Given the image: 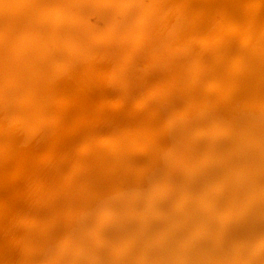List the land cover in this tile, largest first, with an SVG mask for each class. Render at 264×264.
Masks as SVG:
<instances>
[{"label": "bare ground", "instance_id": "1", "mask_svg": "<svg viewBox=\"0 0 264 264\" xmlns=\"http://www.w3.org/2000/svg\"><path fill=\"white\" fill-rule=\"evenodd\" d=\"M4 1V5H0V28L8 26L9 29L0 36V119L4 118L3 114L6 118L15 115L21 117L14 120L16 126L11 128L16 134L11 138L9 145L15 144L14 147L6 148L5 154L0 156V242H13V246L18 248L1 251L0 264H50L51 259L58 257L68 261L72 251L70 261L74 264H263L264 134L260 131L264 132V45L259 47L261 51L257 59L245 57L247 52L257 48L255 46L262 37L253 39V43L248 47L240 46L239 49V44L235 45L234 40L218 41L217 47L225 62L213 69H205L204 66V71L194 69L201 86L207 84L205 82L210 74L226 70L233 58H238L242 63L246 61L249 65L255 63L248 78L242 75L244 77H240L241 80L236 82V86L232 83L227 95L223 94L225 89L220 94L225 101L223 109L232 108L237 104V110L231 109L234 124L229 127L219 126L225 124V119L210 114L214 117V123L210 125L215 127L212 126L208 140L198 139L195 143L192 133H188L190 126L186 120L176 122L171 119L172 123L169 121L164 131H168L172 137L168 139L164 131H151L150 133L157 135L153 146V150L157 151L156 156L148 162L136 163V167H143L136 173L130 172L129 165L132 160L125 162L127 151L123 148L105 152L92 142L86 145L85 157L75 156L77 140L73 135L80 131L79 128L86 123L94 124L98 118H101L102 124H111L110 122L119 120L120 115L117 114V109L109 107L105 110L108 114L104 111L96 112L91 108L92 104L89 102L92 103L101 96L95 86L89 85L90 90L77 88L76 77L83 74L86 75L85 81H94L95 76L92 77V70L89 71L92 67L86 71L85 67L80 65V68L74 67L75 71H71L67 65L51 63L57 62L58 57L53 56V59L46 53L49 51L48 45H43L48 48L43 50L41 43L40 47H37V43H23L22 39L26 38L23 37L24 29L28 24H33L36 16L40 15L43 0ZM222 1L205 2V7L212 13L204 21V25L211 26L219 20L230 22L229 19H235L234 13L229 12L230 5L222 6ZM69 2L71 3V0ZM176 2L177 0H154L142 9V12L154 11L157 14H151L149 24L160 29H174L175 32L178 29L184 33L188 23L185 22L186 10L174 9ZM95 4L97 6L91 4L90 8L89 4L88 7L101 12L104 4ZM71 7L74 6H63V10L68 11ZM117 7V17L121 18L123 13ZM19 12L20 15L16 14ZM262 12L258 14V18L252 17L256 21L251 18V14H244L246 19L243 18L242 25L245 27L249 25L250 20L255 21V24L251 25L252 38H256L254 36L257 32L253 31L255 27L264 22ZM93 14L97 15L96 12ZM252 14L256 15V12ZM214 16L217 19H213ZM234 19H231L232 22ZM228 29L225 31L229 32ZM65 33L62 35L63 39H67L68 34L71 38L75 35L71 32ZM29 47L39 55L31 53ZM40 51H44V54ZM40 56L44 61L40 62ZM173 59V55L168 53L162 59L163 65L174 69L178 58L176 61ZM35 61L41 64L39 84L32 87V91L25 98L20 99L29 90L24 86L19 87L22 79L28 75L22 67ZM192 63H180V67L183 66L185 71L190 73V70H193ZM61 67L64 69L57 75V70ZM12 86L19 92L17 97L14 95L17 90L10 89ZM49 91L54 94L53 97L49 95ZM166 91L175 95L181 89ZM69 96L77 102V110L67 108L66 101ZM53 98L61 100L54 103ZM251 98H254L252 104ZM17 99L20 101L18 108H15L12 103ZM115 107L118 108L116 105ZM152 107L153 105L150 107L151 111L154 109ZM187 108L194 110L189 106L179 105L174 111H184ZM223 111L230 113L229 110ZM173 113L169 112L166 119L162 120H167ZM74 117L80 119V123L73 124L72 131H68ZM43 123L52 124L56 130L52 133L47 129L46 137L44 139L43 136L44 141H41L38 128H30L33 125L41 126ZM156 123L151 126L153 130L157 127ZM23 131H32L25 137L27 148L24 144L18 146L17 142L18 134ZM184 131H187V134ZM202 131L199 129L198 134H202ZM46 140H49L48 145H44ZM20 147L23 154L20 153L22 156L17 159L15 152ZM173 148L181 151L172 152ZM37 149H40L43 155L47 153V158H42L39 163L36 157L40 151H36ZM203 149L206 151H201ZM36 153L38 155L35 157ZM184 153L189 155L188 163L180 165L181 170H172V164L175 165L177 158ZM65 157L71 161L64 160ZM49 158L52 159L50 162ZM75 158L77 162L74 161ZM157 158L169 162L165 169L158 164ZM202 162L204 165H201ZM190 164L193 165L192 173H188ZM161 172H166L164 176L169 181L164 184L189 193L177 202H182L183 215L180 218L183 223H187L192 217L193 220L188 224L179 225V217L170 212L165 215L170 205L167 198L169 192L159 189L160 180L157 175ZM11 174L12 188L1 189ZM70 181L73 182L72 190L79 195L78 198H73L68 193L69 190H66ZM134 181H138L137 184H134ZM217 190L226 192L217 195ZM190 198L192 199L189 201ZM150 202L156 205H149ZM158 202L160 203L157 205ZM40 203H44L46 208L43 205L42 209H38ZM157 207L159 208L156 209ZM16 212L19 213L15 215ZM157 213L164 216L157 217ZM50 217L59 218L48 222ZM20 229L22 231L16 233ZM62 237L64 239L59 244L58 257L53 256L54 252L49 249L53 246L52 240L56 241ZM128 239H132L134 244L126 245ZM16 241L19 245L14 243ZM42 252L48 254L43 255ZM95 254L99 258H95ZM116 255H119L120 259L110 263V257L114 259Z\"/></svg>", "mask_w": 264, "mask_h": 264}, {"label": "rangeland", "instance_id": "2", "mask_svg": "<svg viewBox=\"0 0 264 264\" xmlns=\"http://www.w3.org/2000/svg\"><path fill=\"white\" fill-rule=\"evenodd\" d=\"M153 1L154 0H84L83 2V0H71L70 3L69 0H67V2L66 0H43L40 5V15L36 16L33 24H28L24 29L25 31L23 33V37H26L27 40L26 38H23V43L25 45H28V43H37V47H40L39 43H41L42 46L48 45L49 51L46 53H49V56L52 58L53 56L54 58L58 57L56 60L57 62L51 63L55 65H67L71 71H75L73 69L74 67L80 68V65H83V67L86 68H84L86 71L88 68L92 67L89 69V71L92 70V77L95 76L94 81H91L90 79L89 81H85L86 75L83 74L82 76L76 77L78 82L76 83L77 88H87V90H90V86H95V88L101 92V96L92 101V103L91 101L89 102V104H92L91 108L96 112H105V110L109 107L112 109H117V114L119 113L120 115V119L110 122L111 124H102L101 118H98L94 124L86 123L82 128H79L78 130L80 131L73 135L77 140V144L75 146L76 149L74 151L76 157H78V155L84 156L86 145H90L92 142L95 143V146L104 149L105 152L111 149L115 150L116 148H123L127 151V156L124 157L125 162L128 159H130V161L132 160V162H130L131 164L129 165L131 168L130 172L137 173V170L143 168L136 167L138 163L141 161L143 163L148 162L154 156H156L157 151L153 150V146L157 141V135H153V132H150H158L159 130L164 131L171 119L176 122L184 121L185 119L190 126L188 127V130H190L188 133H192L191 135L194 137L195 143L198 141V139L201 141L208 140V137L212 132L210 131L211 128L215 127L210 125L214 123V120H212L214 117L210 114H215V116L219 117V119H225V124L219 126L229 127L230 125L234 124V114L232 113L231 109L237 110V104L235 103L232 108L225 107L223 109L222 105L225 101L222 99L220 94L222 93V90L225 89L223 94L227 95V91L230 89L232 83L236 86V82L241 80L240 77H244L242 75H245L248 78L250 74L249 72L252 70L255 63L249 65L246 61L242 63L238 58H233L228 63L226 70H219L222 72H214L210 74L207 76V81L205 82L207 84L201 86L200 79L198 76H195L194 69L196 71H202L203 66L205 69H213L216 65H221L225 62V59L221 58L220 51L217 47L218 41L234 40L236 41L235 45H237V43L239 44L237 46L239 49L240 46L248 47L253 39L262 37L260 40H258L259 43H257L255 46L258 49H252L250 52L245 54V57L248 59H257L260 56L261 51L259 47L264 45V22L259 23L253 30L257 32V34L254 36L256 38H252L250 33L252 31L251 25L255 24L256 21L254 18H258V14L264 10V0H224L226 2L221 0L222 6L230 5L229 10L231 11L229 12L234 13L236 16V21L232 22L231 19L234 18L229 19L230 22L226 21L227 23L225 21L223 22L219 20L214 22L215 24L211 25L212 27L202 23L209 16V14L212 13L209 12V9L205 7V2H208L209 0H177L176 3L179 4L175 3V7H172L177 10H186L185 14L187 17L185 22L188 23L185 25L187 32L185 31L184 33L183 31L180 32V30L177 28V31L175 32L174 29H160L158 26L148 23L152 15L157 14L154 11L152 13H144L142 12V9L146 8ZM164 1L167 2L170 0ZM0 3L2 6L4 5L5 1L0 0ZM95 3H98L99 6L104 4L101 12L98 13L96 10L90 9L92 6L91 4L97 6ZM70 4L74 7H71L68 11H64L63 6ZM85 4H87V6ZM89 4L90 8L88 7ZM116 6H118L117 9L123 13L121 18L117 17L118 15L116 13ZM85 7L89 10H87ZM168 9L170 8L168 7ZM257 10L260 11L257 12ZM138 11L139 13H137ZM94 12H96L97 15L93 14ZM254 12H256L257 16L252 14ZM16 14L20 15V12ZM244 14H251V18L254 17L252 19L255 20H250L249 25L246 27L242 25L241 22L242 20L246 19L244 18L246 17ZM262 15L264 16V11L262 12ZM215 18L216 17L214 16L213 19ZM61 19H63V21ZM3 28H5V30ZM3 28H0V30L2 29L0 31V36L6 33L7 28L9 29L8 26H4ZM214 28H217V30H214ZM226 29H228L227 31L229 32H226ZM65 32H71V34L75 33V35H73L71 38V36L68 34L67 39H63L62 35L66 34ZM16 41H18V37L16 38ZM27 41L28 43H26ZM46 49L48 48H43V50ZM15 50H17V48ZM32 50L34 49L30 48L31 53L35 55L38 54V52H32ZM40 52L41 54H44V51ZM168 53L173 55L175 61L176 58H178L177 62L174 64L176 66L174 69L168 65H163L162 59H164V56ZM84 59L85 61H83ZM41 61H44V59L42 58L40 62ZM187 62H193V70H190V73L192 72L191 74L187 73L183 66L180 67V63ZM39 64L40 63L38 61L29 62L28 64H25V67H22L24 73H27L28 75L22 79L19 87L24 86V88H29V90H27V92L23 94L24 96H22L20 99L23 97L25 98V96L30 94L32 91L31 88H34V86L39 84L38 77H40V73L42 72L39 69L41 64ZM63 69L64 67L59 68L57 70V75H60ZM82 77L83 79H81ZM33 78H35V80ZM10 89H13L12 91H14L16 87L12 86ZM167 89H176L177 91L181 89V91L175 95H172L166 91ZM17 92L18 90L14 91V95H16L15 97H17L19 94V92ZM48 93L51 97H53V93L50 91ZM233 96L237 98L240 97L236 95ZM61 98H53L52 102L56 103L59 99L61 100ZM20 99H17L12 103L14 104L15 108H18ZM251 99L252 101L250 100V103L252 104L254 98ZM74 101L75 100L71 99L69 96V99L66 101L67 108L69 110L73 108L74 110H77V102ZM73 105L74 107H72ZM115 105L118 108H116ZM151 105L154 107L152 111L150 110ZM179 105L189 106L194 110H189L187 108L184 109V111H174L175 108H179ZM223 110H229L230 113ZM169 112L174 113L170 118L165 120V117ZM3 117L4 118L1 117L0 119V156L1 154H5L6 148L8 149L14 147L15 144L9 145V142L12 141L16 134V131H12L11 128L15 124L14 120L19 119L21 116L15 115L13 117L9 116L6 118V115L3 114ZM163 118L165 119L162 120ZM79 120L74 117L73 123L68 127V131H72V125L75 123H80ZM155 123L157 127L155 130H153L151 126H153ZM203 123H205V125H203ZM54 124L58 126L57 123ZM15 126L16 125H14V127ZM217 127L218 126H216V128ZM37 128L38 132H40L41 141H44L43 136L45 139V131H48L47 129H49V131L52 133L56 130L53 129L54 126L52 124L48 123H43L41 126L33 125L30 130ZM199 129L200 131L203 130L202 134H198ZM213 130H215V128ZM28 132L32 133V131H23L22 133L25 136L21 132L18 134V146H23L24 144V147L27 148V141L25 137L28 135ZM164 132L168 135V139L172 137L168 131ZM184 132L187 134V131ZM260 133L264 134L263 131H260ZM48 144L49 140H46L44 145ZM35 149L36 148H34V150ZM36 151H40V149H37ZM178 151L181 150L174 148L172 149V152L176 153ZM201 151L206 150L203 149ZM20 153L23 154L22 147L16 149L15 156L17 159L21 158L22 155ZM37 153L40 154L38 155ZM37 153L35 154V157L38 155L36 157L38 163L42 158H47V153L44 155L42 154L43 152L41 153V151ZM188 157L189 155H186V153L181 154L179 158H177V163L175 165L172 164V170H181L182 168L180 165H186L188 163ZM51 160L52 159L49 158L48 162ZM64 160L68 162L71 161V159L68 157H65ZM74 161L77 162V158H75ZM168 163L169 162L165 161V159H158V164L160 166H164V169ZM201 165H204V163L202 162ZM188 168V173H192L193 165H188ZM205 168L207 169V167ZM165 173L166 172H161L157 175V178L160 180V182H158V185L160 184L159 189L169 192L167 198L170 205L166 209L165 215L170 212L172 215H175V217H179L177 219L179 225L188 224L193 219L191 217L187 223H183V220L180 218L183 215V206L181 205L182 202L180 204L177 202L184 198V195L189 193H185V190H180L166 185L169 181L168 179L166 180L164 176ZM11 176L12 174L9 176V179L7 178L5 184H2L1 189L6 190L12 188L10 183L12 180ZM21 179L22 178H19V180ZM137 182L138 181H134V184H137ZM164 182L166 184H164ZM67 185L68 187L66 190H69L68 193H70L73 198H78L79 195H77L76 192L74 193V190H72V186H74L73 182L70 181V183L68 182ZM224 192L226 191L217 190V195ZM81 194H83L82 191ZM191 199L192 198H190L189 201ZM44 203L38 204V209H42L43 205L45 207L46 203ZM159 203L160 202H158L157 205ZM149 205L155 206L156 204L154 205L150 202ZM158 208L159 207L156 209ZM33 210L34 207L31 211L33 212ZM18 213L19 212H16L15 215ZM157 215V217L164 216L162 213H157ZM55 218L59 217H50L48 222L54 221ZM16 222L17 220H15V223ZM20 231H22V229L17 230L16 233H20ZM139 232L140 231L138 230V233ZM62 239H64V237L56 241L52 240L53 246L49 249L54 252L53 256L56 255L58 257V251L60 247L59 244ZM14 243L19 245L18 241ZM72 243H74V240ZM125 244L130 245L134 244V242L132 239H128ZM12 247L13 249L18 248L13 246V242L10 244L3 241L0 242V252L3 250H10ZM146 247L147 244L145 245V248ZM39 254H41V252ZM42 254L46 255L48 253L42 252ZM72 254L73 251L71 252L70 258H68V261H64V258L63 260H60L58 257L57 259H51L50 264H74L73 261H70L72 259ZM93 256H95V258H99V256L96 254ZM119 259L120 256L116 255L114 256V259L110 257L109 262L114 263Z\"/></svg>", "mask_w": 264, "mask_h": 264}, {"label": "water", "instance_id": "3", "mask_svg": "<svg viewBox=\"0 0 264 264\" xmlns=\"http://www.w3.org/2000/svg\"><path fill=\"white\" fill-rule=\"evenodd\" d=\"M263 17H264V16H263ZM206 19H207V18H206ZM206 19H205V20H206ZM205 20H204V21H205ZM204 21H203L202 23H204ZM234 21H236V18L234 19ZM241 22H242V21H241ZM209 26H210V25H209Z\"/></svg>", "mask_w": 264, "mask_h": 264}]
</instances>
